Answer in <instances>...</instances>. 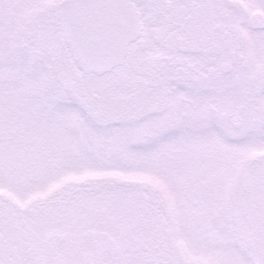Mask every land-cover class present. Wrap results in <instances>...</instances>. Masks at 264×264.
I'll use <instances>...</instances> for the list:
<instances>
[{
    "label": "snow or ice",
    "instance_id": "6c2138e0",
    "mask_svg": "<svg viewBox=\"0 0 264 264\" xmlns=\"http://www.w3.org/2000/svg\"><path fill=\"white\" fill-rule=\"evenodd\" d=\"M0 264H264V0H0Z\"/></svg>",
    "mask_w": 264,
    "mask_h": 264
}]
</instances>
